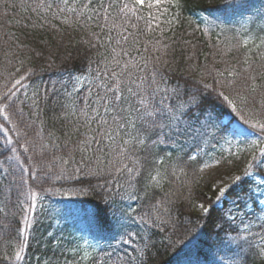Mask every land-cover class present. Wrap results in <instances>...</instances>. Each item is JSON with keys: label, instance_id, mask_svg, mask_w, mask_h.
<instances>
[{"label": "snow or ice", "instance_id": "6c2138e0", "mask_svg": "<svg viewBox=\"0 0 264 264\" xmlns=\"http://www.w3.org/2000/svg\"><path fill=\"white\" fill-rule=\"evenodd\" d=\"M246 7L245 0H225L223 8L204 10L208 15L200 18L203 27L198 25L196 31L209 38L211 51L197 75L170 86L168 74L176 64L170 58L173 45L191 46L187 60L196 55L191 40L174 38L183 22L181 0H0V40L11 49L5 51L4 63L15 67V72L0 73L4 76L0 85V259L28 264V248L39 223L37 210L45 193L65 194L56 188V182H62L61 187L68 183L80 195L99 191L112 224L98 225L95 214L88 213L87 228L78 230L79 236L72 234L60 248L62 256L68 253L73 259L38 257V264H149L158 232L172 231L161 246L176 248L182 243L183 225L174 218L172 199L183 195L182 188H187L184 200L206 221L212 220L217 245L232 251V264H248V257L252 264H264V208L248 211L253 205H264V198L257 200L256 193V188L264 192V24L259 29L251 27L257 20L243 17ZM10 9L17 10L13 14L17 27L60 32L54 23L59 21L87 35L79 42L82 52L64 57L69 62L78 59L81 68L79 73L66 69L65 85L70 83L71 90L65 87L60 112L53 115L54 120L72 125L63 140L45 130L40 90H32L29 96L35 70L25 66L31 57L19 59L18 66L8 58L21 52L43 55L7 31L13 26L7 19ZM259 19L264 21V15ZM234 22L239 27H229ZM37 43L47 44L46 40ZM187 71L197 73L195 63L188 64ZM48 95L45 89L44 97ZM217 106L226 110L220 115L227 119L216 113ZM25 107L32 112L28 119ZM221 142L231 147L215 165L231 164V158L239 160L242 154L250 159L241 174L212 185L215 200L209 197L193 203V186L200 183V174L213 167L205 159L210 155L206 146ZM246 181L247 191L237 192ZM165 184L176 187L165 192ZM157 191L162 193L158 198ZM131 202L137 203L139 212ZM190 243L185 242L180 251ZM60 244L55 241L54 252ZM9 245L14 256L7 254Z\"/></svg>", "mask_w": 264, "mask_h": 264}, {"label": "trees", "instance_id": "16d2710c", "mask_svg": "<svg viewBox=\"0 0 264 264\" xmlns=\"http://www.w3.org/2000/svg\"><path fill=\"white\" fill-rule=\"evenodd\" d=\"M182 3V24L176 29L175 39L177 41L182 40H191L193 44L196 45L195 57L193 60H187L186 58L192 54L193 49L191 46H185L182 43H177L173 45L175 52L171 54L170 58L176 61V64L173 65V71L169 73V85H176L177 83L183 84L186 78L197 75L201 70L200 66L205 62V54L209 53L211 49L208 47L209 38L203 36L199 31H196L197 26L203 27V24L200 22V18L208 15V12L204 11L205 9L210 8H223L225 0H181ZM247 7L243 9V17L247 18L249 16L256 18L257 25L261 26L264 24V21H261L259 17L264 15V0H245ZM167 6V5H166ZM2 11V10H0ZM16 9L9 10V17L13 21V26L8 28L9 33L14 32L17 37H20L19 42L27 44L30 47H33L37 52H42V56H37L35 52L24 53L21 52L19 56H10L9 59L13 60V64L18 66V60L24 59L26 56L31 57L26 64V68H32L35 70V74L30 77V85H35L36 90H40L41 96V106L43 108L42 117L45 124L46 132L51 130L55 136L60 137L62 140L64 138L65 131H71L72 125H65L62 120H54L53 115L59 114L60 105L64 102L65 98V87L67 86L68 90H71V84L68 83L65 85L68 76L66 69L71 68L73 71L79 73L81 64L78 59L69 62L64 59L66 53H71L73 57H76L78 52L83 51V46L79 43L82 38H87L86 33L83 31H74L68 26L60 24L59 21L54 23L60 28V32L49 31L48 29L32 30L30 28L17 27L15 25L16 16L13 14L16 12ZM147 9L145 12L147 13ZM170 11H175V9H170ZM23 15V14H22ZM33 19H36L33 16ZM241 17H237L236 20H240ZM39 22V21H38ZM30 23V22H29ZM229 27H239V23H233ZM93 31H98V29L93 28ZM188 33H192L191 36ZM166 36H171L170 32L165 33ZM151 39V37H149ZM38 40H46V46L41 43H37ZM165 43L169 41L165 40ZM211 42H215V36ZM141 47H143V42H141ZM5 51H11V49L4 45L2 40H0V73L7 75V72H15V67L8 66L4 63L5 61ZM151 52V48L149 49ZM135 55V52H133ZM147 56L149 53H143ZM50 58V59H49ZM142 62V61H141ZM195 63L197 67V73H191L187 71L188 64ZM208 63L211 64V57L208 58ZM222 65H217L221 67ZM25 69H21V73ZM17 77L20 73L16 74ZM4 83V76L0 75V85ZM53 86L55 87V92L52 91ZM47 90L49 95L44 97V90ZM31 96V94L29 95ZM47 100V103H44V100ZM77 103L82 104V101H77ZM215 111L218 115L223 114L226 110L222 106H217ZM25 119H28L32 116V112L28 107L24 108ZM226 115H220V118L224 119ZM76 136H73V139H76ZM209 148L213 146L208 145ZM206 146V150L207 147ZM217 145H215L216 147ZM213 147V148H215ZM21 155L23 153L21 150ZM175 152H173V158ZM206 158V156H205ZM107 159V157H105ZM201 175V180L199 184L193 186L192 190V202H205L208 201V198L211 197L212 200H215V193L211 191V183H209L203 173ZM181 179H184L183 177ZM62 182H56V188L59 192L65 193L64 195L57 194L55 196H48L45 193L44 202L46 204H55L59 199L65 201V204L73 206L76 209L82 211L83 213V222L82 229L85 230L88 225V213H94L96 216V223L98 225H103L105 227H110L112 224L111 218L105 214L103 210V205L100 202V193L91 192L86 195H80L78 191L74 190L72 186L68 183H64L61 187ZM249 182H245L240 189H237V192H246L248 189ZM175 185L165 184L164 191L167 192L170 189L174 190ZM39 192L40 190L37 189ZM182 193L173 196L172 199L175 200L174 206V218L178 223H182L183 228L179 235L182 236V243L176 248L161 246L162 242L166 243L167 236L172 235V231L169 228L166 232H158L155 235L157 240V247L152 250L150 253L149 264H219L220 261H223V264H232V260L235 258L232 251L227 247H219L217 245V234L214 228L212 220H205L200 213L197 212V209L192 208L184 200V195H187V188H182ZM157 198L162 195L161 192L157 191L154 194ZM133 207L140 211L136 202H131ZM147 205V200L144 201ZM227 207V204L224 205ZM253 208H258L257 205L251 206L248 211H252ZM51 214V213H50ZM217 214L214 211L213 215ZM46 214H40L37 216L39 223L35 224V231L39 227L44 225ZM42 217V218H41ZM18 221V217L14 222ZM128 227L135 229V225H129ZM186 230L187 234L184 235ZM73 233L76 236L81 235V232ZM72 234L67 237L70 238ZM175 240L176 236H172ZM185 242H191L189 248L181 252V248L184 246ZM64 242L56 247L54 252L53 248L44 247L42 248L40 244H36L34 247L28 248V253H31L30 259H28V264H38V261H34V256L39 255L40 260L43 258H53L60 255V248L64 245ZM103 244V242H102ZM106 246V245H105ZM9 256H14V248L9 245L6 249ZM179 253V256H177ZM3 255V252H0V256ZM248 264H252V257H248ZM0 264H7L6 261L0 259ZM259 264V261H257Z\"/></svg>", "mask_w": 264, "mask_h": 264}, {"label": "rangeland", "instance_id": "374dc122", "mask_svg": "<svg viewBox=\"0 0 264 264\" xmlns=\"http://www.w3.org/2000/svg\"><path fill=\"white\" fill-rule=\"evenodd\" d=\"M164 6L166 7V5ZM251 27L259 29L260 26L254 24ZM34 89H36V86L31 85L29 89V95L32 94V90ZM224 119H227V116ZM230 147V145L223 142L218 144L215 148L212 147L208 149L209 146L207 147L206 151L210 153V155H207L205 159L212 163L213 167L206 169L203 175L205 179L211 183V185L217 183L221 179H223L225 182H229L230 176L242 173L244 165L246 164L247 160L250 159L249 155L242 154L239 160L235 159L234 157L231 158V164L227 163V161H222L220 165H215L214 161L216 159H219L222 155H228V150ZM232 150L234 151L235 149L233 148ZM256 180L259 182L260 176H257ZM256 193L257 200L264 198V192H261L259 188H256ZM258 208H264V205L258 204ZM50 209H54L55 211H49ZM37 211L38 215L47 213V216H45L46 223L35 231V240L30 243L29 247H34L36 244H40L42 248L45 247L44 245L53 248L56 240H60L62 243V241L65 242L71 239V237H67L68 235L81 232L78 230H81L83 225L82 222L84 216L82 211L71 205L69 206L68 204H65V201L62 199H59L58 202H55V204H46L43 201L42 208L38 209ZM197 212L200 213L198 209ZM59 254L60 255L57 257L51 258V260L62 261L65 256L68 260L73 259L72 255L68 253H64L63 256L61 252ZM27 256L28 259H30L31 253L27 252ZM38 257L39 255L34 256V261H36Z\"/></svg>", "mask_w": 264, "mask_h": 264}]
</instances>
